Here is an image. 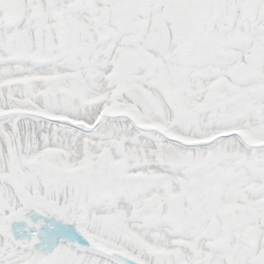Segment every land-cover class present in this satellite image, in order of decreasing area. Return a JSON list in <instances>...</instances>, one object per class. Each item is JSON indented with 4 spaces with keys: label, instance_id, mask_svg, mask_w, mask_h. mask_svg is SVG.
Returning <instances> with one entry per match:
<instances>
[{
    "label": "snow or ice",
    "instance_id": "snow-or-ice-1",
    "mask_svg": "<svg viewBox=\"0 0 264 264\" xmlns=\"http://www.w3.org/2000/svg\"><path fill=\"white\" fill-rule=\"evenodd\" d=\"M0 264H264V0H0Z\"/></svg>",
    "mask_w": 264,
    "mask_h": 264
}]
</instances>
